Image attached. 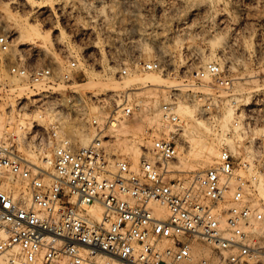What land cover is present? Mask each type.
I'll return each instance as SVG.
<instances>
[{
    "label": "built area",
    "instance_id": "obj_1",
    "mask_svg": "<svg viewBox=\"0 0 264 264\" xmlns=\"http://www.w3.org/2000/svg\"><path fill=\"white\" fill-rule=\"evenodd\" d=\"M10 47L1 35L0 51ZM140 65L167 73L156 61ZM77 67L68 61L59 77L50 66L30 67L21 59L9 66L10 75L26 80L32 93L18 109L46 116L49 124L34 122L29 132L0 139V264H87L97 256L118 264H264L260 168L247 151L229 143L241 115L227 100L234 78L211 61L184 79V95L172 88L157 108L165 131L147 130L150 145L133 164L110 151L114 138L107 135L143 110L129 92L117 97L101 122H88L94 135L89 146L74 144L67 132L79 102L70 90L61 96L47 88L63 80L72 86L77 77L69 74ZM185 105L215 129L227 109L233 120L220 130L214 164L180 178L175 167L185 121L178 109ZM156 204L165 207L166 217L156 213ZM94 206L102 209L98 219L89 212Z\"/></svg>",
    "mask_w": 264,
    "mask_h": 264
},
{
    "label": "rangeland",
    "instance_id": "obj_2",
    "mask_svg": "<svg viewBox=\"0 0 264 264\" xmlns=\"http://www.w3.org/2000/svg\"><path fill=\"white\" fill-rule=\"evenodd\" d=\"M25 22L38 25L44 33L50 31L52 45L45 46L46 35L34 38L24 35L18 43L19 26ZM1 35L8 37L11 47L8 53L0 51V121L2 118L6 128L11 126V130H16L20 119L33 115L18 109V103L31 99L32 93L26 80L10 75L11 63L21 59L30 67L50 66L60 77L66 73L68 61L74 60L78 67L69 76H76L77 82L68 86L63 80L57 84L58 87L55 84L47 89L61 96L72 91L79 102L77 110L71 113L73 120L69 126H72L73 133L67 127L78 146L81 145L75 133L82 132L93 139V130L88 127V122L92 119L101 122L113 109L117 97L127 92L143 106L141 113L127 122L131 127H138L137 135L150 145L147 120L166 100L170 90L178 88L184 95L187 84L184 79L190 78L207 62L220 63L234 78V93L227 100H236L237 113L241 114L236 117L239 127L234 138L235 149L240 153L250 151L264 178V0H30V3L0 0ZM22 41L25 46L20 47ZM211 54L215 57L208 60ZM149 61H156L165 68L167 73L156 74L166 78V83L160 86H128L122 83L134 76L143 78L147 71L140 64ZM123 70L127 71L126 75ZM91 71L100 72L101 81L91 82ZM103 82L106 83L102 85ZM15 83L23 88L21 92L15 90ZM78 83L83 85L77 86ZM193 91L210 92L199 88H193ZM227 110L216 129L203 122L208 127L207 131L197 126L195 115L191 120L185 115L181 118L185 121V128L194 126L203 141L216 143L214 147L218 151L216 145L220 130L233 120L232 110ZM45 117L44 122L37 123V126L47 128L49 121ZM32 126H36L34 121ZM23 129L24 132L31 130ZM107 135L114 138L110 151L128 157L135 164L132 157L122 151L120 141L123 138L115 137L112 130ZM239 135L243 138L240 139ZM34 143L32 139L31 145ZM183 147V167L177 160L176 177L186 178L214 164L216 157L210 166L191 171L195 162L188 155L186 141ZM145 149L141 148L142 151ZM24 156L37 162L34 156ZM258 198L264 200L259 190Z\"/></svg>",
    "mask_w": 264,
    "mask_h": 264
},
{
    "label": "bare ground",
    "instance_id": "obj_3",
    "mask_svg": "<svg viewBox=\"0 0 264 264\" xmlns=\"http://www.w3.org/2000/svg\"><path fill=\"white\" fill-rule=\"evenodd\" d=\"M27 3H30V0H24ZM220 9V8H219ZM222 10V9H221ZM33 12V11H32ZM224 11H221V13ZM37 13V12H36ZM40 13V12H39ZM38 13V14H39ZM44 13V12H43ZM47 13V11L45 12ZM38 16V15H37ZM226 22V21H225ZM243 25V24H242ZM241 27V26H240ZM236 28V27H235ZM234 28V29H235ZM238 28V27H237ZM19 36L17 37L18 39V43L19 41L23 40L24 37H31L34 38L35 36H45L46 35V40H45V46L48 45H52V39L50 38V31L47 33H44L42 31H40V29L38 28V25H31L28 22H25L23 24H21L19 26ZM233 29V30H234ZM241 29V28H239ZM237 29V31L239 30ZM246 30V29H245ZM25 35V36H24ZM16 39V40H17ZM21 39V40H20ZM28 43V42H27ZM235 43V42H234ZM233 43V44H234ZM27 45V44H26ZM25 46V43L22 41V43H20V47ZM49 47V46H47ZM241 47V46H240ZM24 49V48H23ZM47 49V48H46ZM15 51V50H14ZM85 51V50H84ZM165 52V51H164ZM159 54H163V52H158ZM52 56V55H51ZM215 57L213 54H211V57L208 60H212ZM220 64V63H219ZM62 74V73H61ZM100 72H93L91 71L89 73V77H90V81L92 82L93 80H99L101 81L102 77L100 75ZM144 74V73H143ZM160 74V73H159ZM139 75V74H138ZM132 76V75H131ZM70 77V76H69ZM167 79L163 78L159 75L156 74V72H147L145 73L144 77H132L129 81H125L122 82L125 85L128 86H132V85H139V86H146L147 84L150 85H162L163 83H166ZM62 82V81H61ZM110 82V81H109ZM63 83V82H62ZM106 82H103L102 85H104ZM171 83V82H170ZM16 84V88L15 90L18 92H21L23 90L22 87H20V85L18 83ZM74 85V84H73ZM83 84H77V86H82ZM27 86V85H26ZM57 86V84H56ZM181 86V85H180ZM184 86V85H183ZM24 87V86H23ZM53 87V86H52ZM58 87V86H57ZM56 87V88H57ZM179 87V85L177 86ZM50 88V87H49ZM81 88V87H80ZM87 89L89 88V85H86ZM65 89V87H64ZM72 89V88H71ZM70 89V90H71ZM124 89V88H123ZM129 89V88H128ZM66 90V89H65ZM74 90H76V88H74ZM73 90V91H74ZM130 90V89H129ZM84 93L86 92L85 90H83ZM89 91V90H87ZM15 92V91H14ZM59 92V91H58ZM72 92V91H71ZM24 93V92H23ZM22 93V94H23ZM89 93V92H88ZM28 94V93H27ZM31 95V94H30ZM241 95V93H240ZM19 96V93H18ZM21 96V95H20ZM19 96V97H20ZM234 96V95H233ZM23 98V97H22ZM28 98V97H27ZM230 99V98H229ZM235 99H239L238 97ZM234 101V100H233ZM236 102V100L234 101ZM256 103V102H255ZM251 103H247L246 105H250ZM258 105V104H257ZM155 106V105H154ZM259 106V105H258ZM148 112V111H147ZM153 112V111H152ZM195 108L190 107V106H180L178 109V115L180 117V119L182 120L183 118H181V116L185 115L184 117H188L189 120H191L194 115H195ZM227 112H229V109L227 110ZM34 114V113H33ZM27 117L24 119H20L18 124H17V128L16 130H11V126H4V124L2 123V118L0 121V136L2 135V133L7 129V131L5 132V134H14L16 136H19L21 134V132L23 131V128H27L30 129L32 128V123L33 121L37 123H42L44 122V118L42 116L37 115H26ZM146 116V115H145ZM231 116H229L230 118ZM46 118V117H45ZM194 119V118H193ZM46 120V119H45ZM196 120V119H195ZM194 120V121H195ZM197 121V126L199 128H202L204 130H208V127H206L205 123H203L202 121ZM225 122V121H224ZM5 123V122H4ZM39 123V124H40ZM222 123V122H221ZM226 123V122H225ZM8 125V124H7ZM147 125L148 127H150L154 132L155 131H165V126L162 123L161 119H160V114L158 112V109H155L153 112V115L147 120ZM195 125V124H194ZM224 126V125H223ZM222 127V126H221ZM226 127V126H225ZM22 129V130H20ZM137 129V130H136ZM140 129V128H139ZM221 129V128H220ZM69 130L71 131V133H73V129L72 126H69ZM112 133H114L115 137L118 136L122 139V141H120V143L122 144V151L125 152V154H128L129 156L132 157L133 161L135 164L138 163L139 157H140V153H141V148L145 147L147 148L149 146V143L146 142L145 140H143L140 136L137 135V132H139L138 127H131L129 125V123L126 121H122L120 122L118 125H116L115 127L111 128ZM21 131V132H19ZM242 132V131H241ZM211 133V132H210ZM4 134V135H5ZM244 134V133H243ZM242 134V135H243ZM246 134V133H245ZM245 134L243 136H245ZM75 137L78 136V142L80 143V145L82 147H87L91 144V142L94 140V138L92 139L91 137H89L87 134L82 133V132H76L75 133ZM184 141L187 142L188 144V155L193 159V161L195 162V166L191 169V171H198L200 169H204L208 166H210V164L213 162V159L215 157H217V153L218 151L215 150V144L213 145L211 142H207V141H203L199 135V131L194 127L189 125L188 128H185V134H184ZM218 135V134H217ZM242 135H239V138H243ZM3 136V135H2ZM72 137V134H71ZM186 137V140H185ZM209 137V136H208ZM215 137V136H214ZM116 138V139H117ZM220 138V137H219ZM120 140V139H118ZM117 140V141H118ZM229 143L231 144L232 147H234V142L233 141H229ZM116 144V143H115ZM120 145V144H119ZM218 146V145H216ZM118 148V147H117ZM184 148V147H183ZM183 148L180 150L179 154H178V164L183 167V161L181 159V154L183 152ZM143 152V151H142ZM248 154L254 158L252 156V153L249 151ZM185 164V163H184ZM187 165V164H186ZM178 167V166H177ZM179 168V167H178ZM198 173V172H196ZM259 190V194L264 197V178H262V176H260V184L258 187ZM154 209L156 211V213L158 215H161L163 217L167 216V212L164 206H161L159 204L154 205ZM89 212L91 213V215L93 216V218L98 219L100 217V214L102 212V209L100 206H94L91 207L89 209ZM87 264H118L117 260L113 257H104V256H97L95 257L90 263Z\"/></svg>",
    "mask_w": 264,
    "mask_h": 264
}]
</instances>
